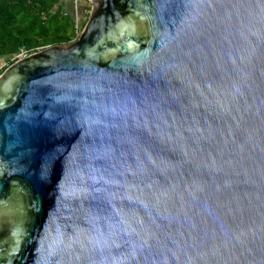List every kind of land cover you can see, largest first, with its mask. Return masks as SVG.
<instances>
[{"label":"water","instance_id":"water-1","mask_svg":"<svg viewBox=\"0 0 264 264\" xmlns=\"http://www.w3.org/2000/svg\"><path fill=\"white\" fill-rule=\"evenodd\" d=\"M0 74V264H264V0H91Z\"/></svg>","mask_w":264,"mask_h":264},{"label":"trees","instance_id":"trees-1","mask_svg":"<svg viewBox=\"0 0 264 264\" xmlns=\"http://www.w3.org/2000/svg\"><path fill=\"white\" fill-rule=\"evenodd\" d=\"M66 0H0V59L6 67L21 50L33 53L48 46L74 40L82 29ZM81 22V21H80Z\"/></svg>","mask_w":264,"mask_h":264},{"label":"rangeland","instance_id":"rangeland-1","mask_svg":"<svg viewBox=\"0 0 264 264\" xmlns=\"http://www.w3.org/2000/svg\"><path fill=\"white\" fill-rule=\"evenodd\" d=\"M65 6H66V9H70L74 12L77 23L79 22L80 25L82 23V26H84L91 12L92 1L91 0H78L76 2L75 0H66ZM77 16H78V19H77ZM7 61H8L7 58H1L0 68L7 65Z\"/></svg>","mask_w":264,"mask_h":264},{"label":"built area","instance_id":"built-area-1","mask_svg":"<svg viewBox=\"0 0 264 264\" xmlns=\"http://www.w3.org/2000/svg\"><path fill=\"white\" fill-rule=\"evenodd\" d=\"M76 2L78 1V0H75ZM80 32H81V29L79 28L78 30H77V34L79 35L80 34ZM29 54H31V53H29V52H27V51H25V50H21V52L18 54V55H16V57H17V59H20V58H23V57H25V56H28ZM2 68H0V70H1ZM2 72H0V74H1Z\"/></svg>","mask_w":264,"mask_h":264},{"label":"crops","instance_id":"crops-1","mask_svg":"<svg viewBox=\"0 0 264 264\" xmlns=\"http://www.w3.org/2000/svg\"><path fill=\"white\" fill-rule=\"evenodd\" d=\"M76 14H77V12H76ZM77 19H78V16H77Z\"/></svg>","mask_w":264,"mask_h":264}]
</instances>
